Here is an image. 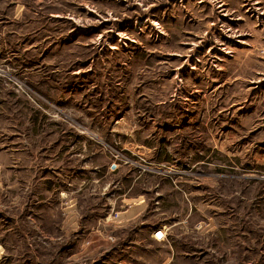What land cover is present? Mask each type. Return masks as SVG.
Wrapping results in <instances>:
<instances>
[{"label":"rangeland","instance_id":"obj_1","mask_svg":"<svg viewBox=\"0 0 264 264\" xmlns=\"http://www.w3.org/2000/svg\"><path fill=\"white\" fill-rule=\"evenodd\" d=\"M0 264H264V0H0Z\"/></svg>","mask_w":264,"mask_h":264},{"label":"trees","instance_id":"obj_2","mask_svg":"<svg viewBox=\"0 0 264 264\" xmlns=\"http://www.w3.org/2000/svg\"><path fill=\"white\" fill-rule=\"evenodd\" d=\"M47 182L50 183L49 181H47ZM122 193H123V192H119V193H118V196H121Z\"/></svg>","mask_w":264,"mask_h":264},{"label":"water","instance_id":"obj_3","mask_svg":"<svg viewBox=\"0 0 264 264\" xmlns=\"http://www.w3.org/2000/svg\"><path fill=\"white\" fill-rule=\"evenodd\" d=\"M156 234H157V236H159V237L161 236V233H160V232H157Z\"/></svg>","mask_w":264,"mask_h":264},{"label":"crops","instance_id":"obj_4","mask_svg":"<svg viewBox=\"0 0 264 264\" xmlns=\"http://www.w3.org/2000/svg\"><path fill=\"white\" fill-rule=\"evenodd\" d=\"M157 232V231H156ZM161 233V232H160ZM163 236V233H161V236L160 237H162Z\"/></svg>","mask_w":264,"mask_h":264},{"label":"bare ground","instance_id":"obj_5","mask_svg":"<svg viewBox=\"0 0 264 264\" xmlns=\"http://www.w3.org/2000/svg\"><path fill=\"white\" fill-rule=\"evenodd\" d=\"M158 232H160V231H158ZM157 233V232H156Z\"/></svg>","mask_w":264,"mask_h":264},{"label":"built area","instance_id":"obj_6","mask_svg":"<svg viewBox=\"0 0 264 264\" xmlns=\"http://www.w3.org/2000/svg\"><path fill=\"white\" fill-rule=\"evenodd\" d=\"M116 216V215H115Z\"/></svg>","mask_w":264,"mask_h":264}]
</instances>
